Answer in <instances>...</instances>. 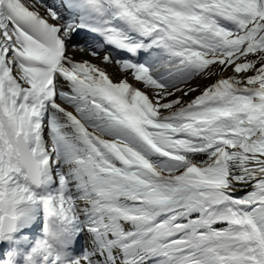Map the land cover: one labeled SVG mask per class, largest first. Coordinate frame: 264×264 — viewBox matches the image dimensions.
<instances>
[{
  "label": "snow or ice",
  "instance_id": "6c2138e0",
  "mask_svg": "<svg viewBox=\"0 0 264 264\" xmlns=\"http://www.w3.org/2000/svg\"><path fill=\"white\" fill-rule=\"evenodd\" d=\"M0 264H264V0H0Z\"/></svg>",
  "mask_w": 264,
  "mask_h": 264
},
{
  "label": "bare ground",
  "instance_id": "6f19581e",
  "mask_svg": "<svg viewBox=\"0 0 264 264\" xmlns=\"http://www.w3.org/2000/svg\"><path fill=\"white\" fill-rule=\"evenodd\" d=\"M110 71H115V69H110Z\"/></svg>",
  "mask_w": 264,
  "mask_h": 264
}]
</instances>
